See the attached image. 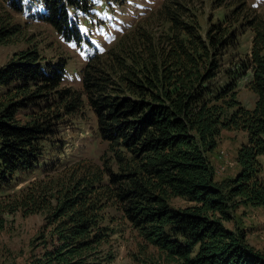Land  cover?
<instances>
[{
	"label": "trees",
	"instance_id": "obj_1",
	"mask_svg": "<svg viewBox=\"0 0 264 264\" xmlns=\"http://www.w3.org/2000/svg\"><path fill=\"white\" fill-rule=\"evenodd\" d=\"M233 1L239 7L211 18L203 31L187 6L163 0L110 48L88 56L80 90L62 85L63 60L43 65L31 43L0 67V186L34 170L44 142L85 105L106 144L100 163L78 160L55 176L47 170L0 197V230L7 214L44 213L41 254L30 264L111 263L108 206L158 252L161 259L146 264H264L245 232L225 225L238 204L264 208V7ZM6 3L79 41L70 10L87 12L91 0ZM3 17L0 44L20 33ZM153 17L167 26L155 32L148 25ZM246 29L251 45L241 56ZM243 79L256 96L252 108L237 99ZM21 111H28L25 120ZM225 129L244 131L246 141L237 151L239 171L217 181L208 153ZM173 197L190 205L176 208Z\"/></svg>",
	"mask_w": 264,
	"mask_h": 264
},
{
	"label": "rangeland",
	"instance_id": "obj_2",
	"mask_svg": "<svg viewBox=\"0 0 264 264\" xmlns=\"http://www.w3.org/2000/svg\"><path fill=\"white\" fill-rule=\"evenodd\" d=\"M163 0H91L89 11L70 10L78 22L83 34L79 41H67L46 22L34 19L25 13L11 9L6 0H0V18L9 15V23L20 30L8 43L0 44V67L11 61L15 53L35 45L42 56V64L63 60L65 74L62 85L81 89L82 69L89 54L95 49L105 51L114 45L121 32L130 29L138 19H144L148 13L156 10ZM190 9L198 18L204 31L208 21L221 17L225 12L236 8L233 0H176ZM261 11L264 0H246ZM239 7V6H237ZM149 26L160 32L163 20L150 19ZM143 20H141L142 22ZM139 22V23H141ZM252 33L249 29L239 36V51L243 56L249 52ZM246 80L240 81L237 99L247 108H252L255 94L246 86ZM28 111H21L19 118L25 120ZM81 113V112H80ZM63 118L58 125V132L49 141L44 142L43 155L38 165L31 172H18L0 186V197L13 194L26 187L31 180L55 176L63 166H70L78 160L86 163H100L99 156L106 144L101 141L96 129V120L88 106L82 113ZM246 141V133L241 130H222L217 146L208 153L217 181L231 178L239 171L237 151ZM264 177V168L262 172ZM172 206L183 208L190 202L181 198L170 199ZM232 219L225 222L228 229L243 230L248 244L264 254V208L249 204H238L231 210ZM5 227L0 230V264H30L34 255L41 254V228L44 225V213L23 215L21 211L5 215ZM105 223L113 229L112 252L114 258L109 264H142L147 259L158 258V252L146 245L131 225L121 217L114 206L105 210Z\"/></svg>",
	"mask_w": 264,
	"mask_h": 264
},
{
	"label": "bare ground",
	"instance_id": "obj_3",
	"mask_svg": "<svg viewBox=\"0 0 264 264\" xmlns=\"http://www.w3.org/2000/svg\"><path fill=\"white\" fill-rule=\"evenodd\" d=\"M82 39V38H81Z\"/></svg>",
	"mask_w": 264,
	"mask_h": 264
}]
</instances>
